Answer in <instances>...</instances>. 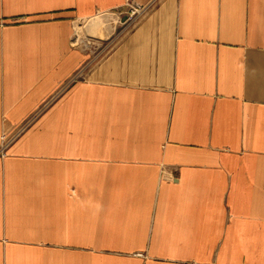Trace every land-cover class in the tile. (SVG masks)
<instances>
[{"label": "crops", "instance_id": "obj_1", "mask_svg": "<svg viewBox=\"0 0 264 264\" xmlns=\"http://www.w3.org/2000/svg\"><path fill=\"white\" fill-rule=\"evenodd\" d=\"M81 69L0 156V264H264V0H0V137Z\"/></svg>", "mask_w": 264, "mask_h": 264}, {"label": "rangeland", "instance_id": "obj_2", "mask_svg": "<svg viewBox=\"0 0 264 264\" xmlns=\"http://www.w3.org/2000/svg\"><path fill=\"white\" fill-rule=\"evenodd\" d=\"M109 18V19H108ZM110 18L111 16H105L104 18H97L96 20H91L90 22H88V25L86 26L87 31L89 32L91 30V32L93 31V28L95 26L96 23H102L105 25V29H109V22H110ZM109 20V21H108ZM98 29V28H97ZM96 44H98L97 41H94ZM93 44V42L88 43V45ZM76 45V43H75ZM105 47H100L97 49H91L89 51H91L92 56L99 57L103 51ZM83 69H81L80 71H77L58 91H56V93L53 95V97H51V99L46 102L44 105H42L35 113L31 114L27 119L23 120V122H21V124L16 127L14 129V131L11 134H5L3 133L2 136L0 137L1 139V143H0V156H1V151L6 152V150L8 149V147L10 146V144L15 141L17 138L21 137L24 133H26L32 126L35 125V123L37 122V120L44 114V112L53 104L55 103L58 99L61 98V96L64 95V93L66 92V90L68 89V87L75 81H77V79L82 76L81 74L83 73ZM163 175H165L163 173ZM165 177V176H163Z\"/></svg>", "mask_w": 264, "mask_h": 264}, {"label": "built area", "instance_id": "obj_3", "mask_svg": "<svg viewBox=\"0 0 264 264\" xmlns=\"http://www.w3.org/2000/svg\"><path fill=\"white\" fill-rule=\"evenodd\" d=\"M134 12H137L138 11V9H135V10H133ZM3 156H5V152L4 151H1V157H3Z\"/></svg>", "mask_w": 264, "mask_h": 264}]
</instances>
